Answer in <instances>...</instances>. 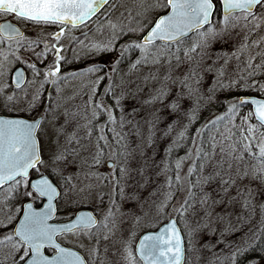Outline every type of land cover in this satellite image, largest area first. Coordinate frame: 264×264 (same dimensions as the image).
<instances>
[{"label":"snow or ice","instance_id":"1","mask_svg":"<svg viewBox=\"0 0 264 264\" xmlns=\"http://www.w3.org/2000/svg\"><path fill=\"white\" fill-rule=\"evenodd\" d=\"M108 3L0 0V108L23 105L29 114L0 115V264H186L191 259L186 243L195 249L193 238L204 230L219 233L215 244L204 247L224 244L231 249L214 260L264 264V254L248 256L257 243L264 253V0H140L139 14L147 23L127 30L141 36L120 44L118 53L126 58L133 49L139 51L130 71L149 66L143 87L137 84L135 92L123 80L116 84L110 74L98 75L99 62L63 70L67 57L61 38L87 29L98 14L113 36L85 43V31V40L73 36L71 42L87 49L82 55L93 57L116 47L118 23L110 11H102ZM14 19L55 26L43 39L44 47L34 52L41 59L51 52L46 67L21 56L22 49L36 48L41 38L25 35ZM237 28L247 32L231 51H212ZM119 31L123 35L125 29ZM255 34L258 38L250 39ZM221 58L223 63L215 67ZM21 60L31 69L32 80L25 79L23 68H11ZM232 60L240 69L234 75ZM9 72H14L11 84L5 79ZM84 74L95 79L87 82L92 85L87 98L77 103L78 91L65 96L62 85ZM208 78L212 82L205 88ZM105 79L109 82L100 92ZM49 81L56 86L55 107L44 104ZM240 91L257 94L232 95ZM203 92L224 110L195 127ZM218 93L224 96L218 98ZM193 97L196 102L189 107ZM129 98L134 104L126 105ZM148 109L151 118L142 130L135 118ZM180 113L186 122L174 119ZM161 123L163 136L171 139L157 162ZM157 167L156 175L164 176L160 188H166L157 211L164 212L179 195L174 210L185 219L187 241L176 217L145 232L138 243L135 230L124 236V205L141 201V190L151 187ZM134 219L138 223L141 216ZM233 219L247 231L230 243L225 234L236 231Z\"/></svg>","mask_w":264,"mask_h":264},{"label":"rangeland","instance_id":"2","mask_svg":"<svg viewBox=\"0 0 264 264\" xmlns=\"http://www.w3.org/2000/svg\"><path fill=\"white\" fill-rule=\"evenodd\" d=\"M115 5L114 8L111 6ZM102 11H110L111 13V19L113 21H116L118 23V29L115 33V35L120 36V39L115 41L116 47L112 49L110 52L104 53L102 56H88L89 64L92 62H100L103 64L101 72L98 74L100 76L105 75H111V77L115 80L116 84H120L123 80L125 82V86L130 88V91L135 92L136 85L140 84L143 87V76L149 71V66H138L137 69L130 71V65L136 60V58L140 55L138 50L133 49L131 52H128L125 57H121L118 55L120 52L119 45L124 44L130 40L138 39L141 36V33L139 31H127L128 29H139L140 23H147V18L142 17L140 13V0H109L108 5L104 6V9ZM150 18V17H149ZM24 30L25 35L31 36L35 38L36 36H40L41 43L37 45L34 49H29L25 47L21 50V56L30 58L31 61L37 62L38 67L44 68L47 66L48 63L51 62L52 54L51 52L49 55L43 59L37 57L34 55V52L40 51L44 45H43V39L47 38V33L54 31L55 26L52 25H44V24H33V23H26L23 21H16ZM119 28L125 29V32L123 35H121ZM71 29V28H70ZM87 31V40H85V36L83 33ZM247 32L246 28H237L235 29L228 37L225 38V41H221L217 44H214L212 47V51L219 52L222 48L231 51L232 48L237 45L240 40L242 39L244 33ZM259 34L253 35L250 39H257ZM76 36L79 40H85V43L88 42V40H101L104 42H107L110 37L113 36V32L110 28V26L105 21V18L102 14L99 15V19H95L90 22L87 25V29L81 27L79 29L73 30L70 35L66 37L61 38V42L65 44V49L62 51V54L67 57V63L63 65L64 71H75L77 70L74 67H79L78 69H81V63L84 60L83 53L87 52V49H85L82 45L79 43H72V37ZM261 47H264V44L261 45ZM74 56L80 57V59H74ZM208 57L206 56V59ZM120 59V64H115V60ZM213 59H215L213 57ZM18 64H23L27 68V80H32V72L31 69L28 68V65L24 63L23 60L18 61ZM13 64L11 68L17 64ZM223 63V58L218 60L215 64V67H219V65ZM243 67V65H241ZM230 68L232 69V74L234 75L236 72H238L240 69L236 68V61L232 60L230 62ZM114 69V71H113ZM10 75L11 72L6 73L5 79L11 84L10 81ZM211 76V74H210ZM89 80L85 78L84 76H76L74 78H70L68 81L64 82L62 85L63 87V95L69 96L72 95L74 91H78L79 95L77 97L76 102L79 103L80 99H85L86 94L90 93L92 85L87 83L88 81L94 80L95 76L89 75ZM39 80H42L43 77H38ZM108 80L105 79L100 82L98 86V90L100 92L103 91L104 86L108 84ZM211 78H208L205 83L204 87H208L211 84ZM87 84V88H86ZM55 85H52L49 81L45 86L44 91V104H48L51 102L52 106L55 107L57 100V94L54 91ZM87 89V91H86ZM31 90V89H30ZM86 91V94L84 93ZM119 91V89H117ZM48 93H51V101H49ZM232 95H241L237 94L235 92L232 93ZM209 96V93L203 92V94L200 96L199 100L201 98H206ZM139 98V97H138ZM196 102V98L193 97L189 103V107L194 105ZM134 104V101L129 98L126 101V105H132ZM6 114H18V115H29L28 113L24 112L23 105L19 107V109H13L12 107H9L7 109ZM216 112H213L211 115H213ZM36 113H31L30 115H35ZM183 113H180L179 117H174V119H180L182 122H186L183 120ZM132 119L133 117H129ZM151 118V109H148L147 111H142L140 113L139 117H136L135 119H139L141 122V128L144 129V121H147ZM171 123V121H168ZM200 119L197 121L195 127H199ZM158 131L156 133L157 136V142H156V149H157V162L159 159L163 158L165 155L164 148L167 147V144L170 137H164L163 136V128L164 124H158L157 125ZM146 135V131L143 133ZM179 155H183V150H181ZM159 171V167L155 168L151 172V187H148L146 189L141 190V201H128L124 205V211L127 213V218L124 224V228L126 231L124 232V236L126 237L128 234V231L135 230V240H137L139 234L143 232V230L146 229H154L156 228L163 220H166V218L170 216H175L177 219V222L181 228V231L185 237V240L187 241V231L185 230V219L179 215L174 210V206L178 205L179 203V195L175 199L171 201L168 208L164 212H158L156 205L160 203L161 200L164 198V192L166 191V188H160L161 185L164 184V176L160 175L159 177L156 175V172ZM159 188V191L156 192L155 195H153V191L155 189ZM131 210L130 212L128 210ZM135 216H141V220L137 223L134 219ZM187 219L191 221L192 217L189 214ZM233 225L236 227V231L234 233H226L225 238L231 243L232 241H239L241 236L244 232L247 231V228L243 225L239 224L235 219L232 220ZM225 225L223 222H221L220 227L223 228ZM215 227V225H213ZM248 227H251V224L248 225ZM121 233L117 232V237H119ZM219 236V233L211 234L209 231L204 230L201 231L197 236L193 238V244L195 245V249H193L192 245L187 244L185 245L187 249V255L191 258L188 261H186V264H228L227 261L221 259L214 260L213 257H222V255H226L231 249L229 246H226L224 244H220L215 249L204 247V245L208 242H211L213 244L216 243V240ZM105 242H101V251L103 252ZM114 253L111 251L109 252V256H113ZM254 257V256H253ZM251 258V257H249ZM107 264V261L105 262Z\"/></svg>","mask_w":264,"mask_h":264},{"label":"trees","instance_id":"3","mask_svg":"<svg viewBox=\"0 0 264 264\" xmlns=\"http://www.w3.org/2000/svg\"><path fill=\"white\" fill-rule=\"evenodd\" d=\"M235 93L237 94H257L255 92H246V91H240V92H235ZM217 96L218 98L223 97L224 93H218ZM199 102H200V109H199L198 115L202 123L210 119L212 117L211 114L213 112H219V111L224 110V106L217 103L216 100H211V101L208 100V97L204 99L201 98ZM247 107H250V106L248 105ZM6 113H11V112H7V110L0 108V114H6ZM259 254H264V253H261V246L259 245V243H257L254 249L249 250L248 256L249 257L255 256L258 258Z\"/></svg>","mask_w":264,"mask_h":264},{"label":"flooded vegetation","instance_id":"4","mask_svg":"<svg viewBox=\"0 0 264 264\" xmlns=\"http://www.w3.org/2000/svg\"><path fill=\"white\" fill-rule=\"evenodd\" d=\"M103 9H104V8H103ZM103 9H102V10H103ZM98 15H100V14H98ZM95 19H96V18L94 17V18L92 19V21H94ZM92 21H91V23H92ZM89 23H90V22H89ZM89 23H87V25H88ZM69 28H71V25H69ZM88 56H89V55H85V56L83 57L84 60H83L82 63H81V69H84V68H86V67L89 65V61H88L89 59H88ZM92 57H93V56H92ZM98 62L101 63L100 60H99ZM16 65H18V63H17ZM16 65H15V66H16ZM22 66L24 67V71H25V74H26V78H25V79L27 80V71H26L27 68H26L25 65H23V64H22ZM74 68L78 69L79 67H74ZM100 72H101V71H100ZM100 72H99V73H100ZM99 73H98V74H99ZM84 75H85V78H87V80H89V78H88L89 75H88V74H84ZM84 75H83V76H84ZM86 88H87V84H86ZM86 91H87V89H86ZM86 91L84 92L85 94H86ZM87 94H88V93H87ZM87 94H86V98H87ZM86 98H85V99H86ZM13 115H14V113H13ZM16 115H17V114H16ZM102 170L106 171L107 168L105 167V168H103ZM84 208H85V209H90V210H91V208H90L89 206H87V205H84Z\"/></svg>","mask_w":264,"mask_h":264},{"label":"water","instance_id":"5","mask_svg":"<svg viewBox=\"0 0 264 264\" xmlns=\"http://www.w3.org/2000/svg\"><path fill=\"white\" fill-rule=\"evenodd\" d=\"M13 22H15V21L13 20ZM19 26H20V25H19ZM20 27H21V26H20ZM21 28H22V27H21ZM22 29H23V28H22ZM16 68H23V69H24V67H23L21 64L16 65L13 69H16ZM12 75H14V72H11L10 77H11ZM25 78H26V74H25ZM11 83H13L12 80H11ZM241 95H250V94H241ZM250 107H251V105H250ZM0 115H8V114H0ZM11 115H13V114H11ZM14 115H16V114H14ZM85 210H90V209H85ZM171 217H173V216H170V217L166 218V220H163V222H161V223H160L156 228H154V229H146V230H143V232H141V233L139 234L137 240H135L136 243H138L140 236H142L145 232H147V231H156V230H158L163 224L168 223V222H169V219H170ZM174 217H175V216H174ZM177 223H178V222H177ZM178 226H179V224H178ZM179 227H180V226H179ZM180 229H181V228H180Z\"/></svg>","mask_w":264,"mask_h":264}]
</instances>
